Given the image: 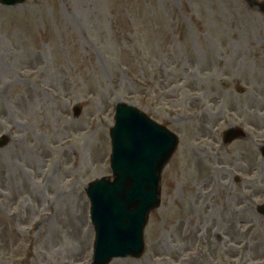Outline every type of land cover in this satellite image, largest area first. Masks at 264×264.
<instances>
[{"label": "rangeland", "instance_id": "374dc122", "mask_svg": "<svg viewBox=\"0 0 264 264\" xmlns=\"http://www.w3.org/2000/svg\"><path fill=\"white\" fill-rule=\"evenodd\" d=\"M0 66V138H12L0 149V264L92 263L86 187L112 176L118 103L170 129L180 147L149 218L146 255L111 264H264V220L245 191L264 203V161L254 145L264 143L258 8L246 0L0 5ZM234 85L251 93L238 95ZM237 126L249 140L227 152L242 153L244 174H234L248 186L219 164L227 161L223 133ZM242 215L253 226L245 229L250 245H241Z\"/></svg>", "mask_w": 264, "mask_h": 264}, {"label": "water", "instance_id": "95a60500", "mask_svg": "<svg viewBox=\"0 0 264 264\" xmlns=\"http://www.w3.org/2000/svg\"><path fill=\"white\" fill-rule=\"evenodd\" d=\"M26 1L0 0V4L16 6ZM260 7L264 12V4ZM236 90L245 91L239 87ZM115 112V126L110 132L114 179H102L87 188L96 232L93 264L142 257L147 218L160 206L162 173L179 143L172 133L133 107L118 104ZM241 137L235 130L226 134L227 143ZM9 140H0V148ZM260 211L264 213V206Z\"/></svg>", "mask_w": 264, "mask_h": 264}, {"label": "flooded vegetation", "instance_id": "af4514ba", "mask_svg": "<svg viewBox=\"0 0 264 264\" xmlns=\"http://www.w3.org/2000/svg\"><path fill=\"white\" fill-rule=\"evenodd\" d=\"M227 161L223 163L222 161H219V164H226L232 168L237 169L239 172L241 171L242 163L244 162V158L242 156V153L232 152H226L225 154ZM218 158V155H217ZM241 224L243 222H240Z\"/></svg>", "mask_w": 264, "mask_h": 264}, {"label": "bare ground", "instance_id": "6f19581e", "mask_svg": "<svg viewBox=\"0 0 264 264\" xmlns=\"http://www.w3.org/2000/svg\"><path fill=\"white\" fill-rule=\"evenodd\" d=\"M0 70L4 71V67H1V66H0Z\"/></svg>", "mask_w": 264, "mask_h": 264}]
</instances>
